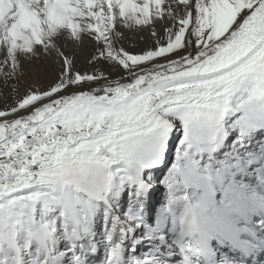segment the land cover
<instances>
[{
  "label": "snow or ice",
  "instance_id": "snow-or-ice-1",
  "mask_svg": "<svg viewBox=\"0 0 264 264\" xmlns=\"http://www.w3.org/2000/svg\"><path fill=\"white\" fill-rule=\"evenodd\" d=\"M123 29L146 34L144 45L129 50ZM0 57V79L16 81L0 110L14 117L0 119V264H89L97 207L121 177L138 187L150 165L163 173L171 160L168 116L186 122L190 143L233 107L264 122V0H0ZM195 180L181 162L177 183ZM244 194L198 189L202 202L177 225L182 264H202L201 219ZM121 259L112 244L105 264Z\"/></svg>",
  "mask_w": 264,
  "mask_h": 264
},
{
  "label": "bare ground",
  "instance_id": "bare-ground-1",
  "mask_svg": "<svg viewBox=\"0 0 264 264\" xmlns=\"http://www.w3.org/2000/svg\"><path fill=\"white\" fill-rule=\"evenodd\" d=\"M123 31L127 32L128 34L126 47L129 50L135 52L144 45L146 34L140 32H129L127 29H123ZM77 55H79V52H77ZM81 63L86 62L81 58ZM55 67L58 68L59 65L56 64ZM91 70L96 71L95 68H92ZM100 70L106 71V74L108 71H110L111 79L118 78L119 74L117 73L116 69H114L112 65L107 62L104 63ZM51 71L52 69L49 68V74ZM10 83L11 80L8 81L6 85L3 79H0V107H2V104L4 103L5 99L2 96L5 94L6 90H13V87H8ZM20 83L23 84L24 81H21ZM20 92L22 94L23 89H20ZM244 98V93H241L240 97H238L239 100ZM6 103H9L8 100H6ZM28 114V111L22 110L17 114V116ZM218 116H221V126H225V128H227L230 132L229 134H231V138L228 136L227 142L222 146V152L220 153L219 157L222 161L226 160L224 164H227L226 168L228 167V172L232 178H237V174L235 172V169H237L242 170V174L246 176V180L248 181L251 174L250 163L256 161L259 162L261 159V134H252L247 131V128L244 130L246 127L245 122L241 112L236 107H233L228 112L221 113ZM13 118L14 117L12 116H8L0 119ZM166 119L171 125V127L167 129V132L172 136H178L180 130H183V128L186 127V122L179 114L170 115ZM246 134L249 136V138H245ZM240 137L245 141L244 146L239 149V146L235 143V141ZM177 148L179 147L174 144L172 150ZM242 150L245 151L242 152ZM144 176L147 182L136 181L138 187L132 186L130 177L124 176L120 178V186L117 187V190L114 192L111 199V203L114 205V208H117L118 210L116 214L111 215L110 213H107V210H109L111 204L107 202L101 203L97 207V210L92 214L87 227V235L84 237V243L98 251H96L94 255L89 258V263H91L93 259L103 256L104 253H108L112 244H120L116 239L112 240L110 243L107 241L110 237L107 235L108 230H110L111 233H115V231H118L117 229H119V231H121L120 235L124 236L126 239V247L131 250L134 249V245L131 244V240L135 239L143 241L146 239L147 241H145V243L143 242L141 245L135 248L134 255L137 257H140L141 255H144L147 258L160 256L162 251L168 246V239L172 234L170 229L171 226L167 229H164L166 235H159L158 237L153 236V233H157L161 228H163L164 223L171 218L170 213L163 214L159 209L155 210V207L168 196V194L165 195L166 189L164 186L166 177L163 173L153 170L149 173L145 172ZM142 186L144 189H149L154 193L151 194L153 195L151 198L143 194L141 188ZM167 203L171 206L172 203L170 196L167 198ZM142 214L146 215L143 216V220L141 219ZM150 225H155V227H150ZM166 241L167 243H165ZM147 243L153 245L150 251L147 250ZM142 247L144 248L143 252L141 249ZM148 252L150 253L149 255H147Z\"/></svg>",
  "mask_w": 264,
  "mask_h": 264
},
{
  "label": "rangeland",
  "instance_id": "rangeland-1",
  "mask_svg": "<svg viewBox=\"0 0 264 264\" xmlns=\"http://www.w3.org/2000/svg\"><path fill=\"white\" fill-rule=\"evenodd\" d=\"M15 83V84H14ZM16 85V81H12L11 80V83L8 87H14ZM9 90V91H8ZM6 90L5 94L2 96L5 100H4V103L2 104V107L3 108H6V107H9L11 105L14 104L15 102V96L13 94V90L11 89H8ZM10 93V94H9ZM8 95V96H7ZM11 95V96H10ZM13 95V96H12ZM1 97V96H0ZM6 100H8L9 103H6ZM12 100V101H11ZM5 104V105H4ZM5 106V107H4ZM2 107H0V110L3 109ZM160 190V189H159ZM143 241H147L146 239H144Z\"/></svg>",
  "mask_w": 264,
  "mask_h": 264
}]
</instances>
